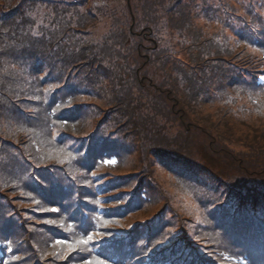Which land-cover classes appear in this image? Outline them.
<instances>
[{"label": "trees", "instance_id": "16d2710c", "mask_svg": "<svg viewBox=\"0 0 264 264\" xmlns=\"http://www.w3.org/2000/svg\"><path fill=\"white\" fill-rule=\"evenodd\" d=\"M131 9L0 0V264H264V0Z\"/></svg>", "mask_w": 264, "mask_h": 264}, {"label": "snow or ice", "instance_id": "6c2138e0", "mask_svg": "<svg viewBox=\"0 0 264 264\" xmlns=\"http://www.w3.org/2000/svg\"><path fill=\"white\" fill-rule=\"evenodd\" d=\"M106 163H112V164H114L115 163V161H110V162H106ZM91 239V237L89 236L88 237V240H90ZM83 243H87L88 241L87 240H84V241H82ZM58 243H64V242H58ZM98 264H99V262H98Z\"/></svg>", "mask_w": 264, "mask_h": 264}, {"label": "rangeland", "instance_id": "374dc122", "mask_svg": "<svg viewBox=\"0 0 264 264\" xmlns=\"http://www.w3.org/2000/svg\"><path fill=\"white\" fill-rule=\"evenodd\" d=\"M66 1H71V0H66ZM91 1H93V0H91ZM96 38H98L97 36H95Z\"/></svg>", "mask_w": 264, "mask_h": 264}]
</instances>
